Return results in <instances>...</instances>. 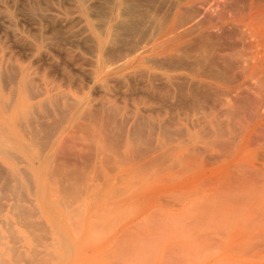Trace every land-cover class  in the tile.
<instances>
[{"label": "rangeland", "instance_id": "1", "mask_svg": "<svg viewBox=\"0 0 264 264\" xmlns=\"http://www.w3.org/2000/svg\"><path fill=\"white\" fill-rule=\"evenodd\" d=\"M0 264H264V0H0Z\"/></svg>", "mask_w": 264, "mask_h": 264}, {"label": "bare ground", "instance_id": "2", "mask_svg": "<svg viewBox=\"0 0 264 264\" xmlns=\"http://www.w3.org/2000/svg\"><path fill=\"white\" fill-rule=\"evenodd\" d=\"M82 21H83V20H82ZM88 28H89V27H88ZM130 30H131V29H130ZM184 34H185V33H184ZM200 40H201V39H200ZM205 41H206V40H205ZM190 43H191V42H190ZM197 50H198V49H197ZM202 51H203V50H202ZM203 52H204V51H203ZM15 67H16V66H15ZM10 72H11V71H10ZM10 72H9V73H10ZM5 73H6V72H5ZM6 75H7V74H6ZM15 76H16V75H15ZM5 77H6V76H5ZM12 77H13V76H12ZM13 78H14V77H13ZM177 80H178V79H177ZM2 81H3V80H2ZM5 81H6V79H5ZM3 82H4V81H3ZM6 82H7V81H6ZM15 83H16V82H15ZM3 84H4V83H3ZM6 85H7V84H6ZM31 88L33 89V87H31ZM33 90H34V89H33ZM33 90H32V91H33ZM13 91H14V90H13ZM14 92H15V91H14ZM33 93H34V92H33ZM14 94H15V93H14ZM42 100H43V99H42ZM1 101H2V100H1ZM48 101H49V100H48ZM43 102H45V101H43ZM82 103H83V102H82ZM43 105H44V106H47V105H45V104H43ZM55 105H56V103H55ZM7 106H8V105H7ZM59 106H60V105H59ZM73 106H74V105H73ZM51 107H52V106H51ZM47 108H48V107H47ZM55 110H56V108H55ZM63 110H64V109H63ZM53 111H54V110H53ZM65 111H66V110H65ZM55 112H56V111H55ZM58 112L60 113L59 110H58ZM67 115H68V114H67ZM37 116H38V115H37ZM48 116H49V115H48ZM100 116H101V115H100ZM31 117H32V116H31ZM44 117H45V116H44ZM64 118H65V117H64ZM57 119H58V118H57ZM99 121H100V120H99ZM24 122H25V121H24ZM24 122H23V123H24ZM31 122H32V121H31ZM31 122H30V123H31ZM33 123H34V122H33ZM99 123L102 124V121L99 122ZM105 123H106V122H105ZM24 125H25V124H24ZM33 125L35 126L36 124H33ZM25 126H26V125H25ZM39 126H40V125H39ZM64 126H65V125H64ZM43 128H44V127H43ZM43 128H42V129H43ZM113 128H114V127H113ZM26 129H27V128H26ZM62 129H63V128H62ZM155 129H156V128H155ZM31 130H32V129H31ZM35 130H36V129H35ZM35 130H34V131H35ZM102 130H104V129H102ZM37 131H38V130H37ZM37 131H36V132H37ZM25 132H26V131H25ZM38 132H39V131H38ZM38 132H37V133H38ZM52 132H54V131L51 130V133H52ZM56 132H57V131H56ZM34 133H35V132H34ZM37 133H35V134H37ZM104 133H105V132H104ZM125 133H126V132H125ZM27 134H30V133H27ZM45 134H46V133H45ZM45 134H44V135H45ZM47 134H49V133H47ZM55 134H56V133H55ZM102 134H103V133H102ZM123 134H124V133H123ZM39 135H40V134H39ZM44 135H43V136H44ZM107 135H109V133H108ZM33 136L37 137L38 134H37V136L33 134ZM33 136H32V137H33ZM43 136H42V137H43ZM46 136H47V135H46ZM46 136H45V137H46ZM52 136H53V135H52ZM52 136H51V137H52ZM111 136H112V135H111ZM42 137H41V138H42ZM41 138H39V139H41ZM105 138H107V137H105ZM108 138H109V137H108ZM44 139H45V138H44ZM46 139H49V138H46ZM113 139H114V138H113ZM41 140H42V139H41ZM41 140H39V141L41 142ZM39 141H38V144H39ZM43 141H44V140H43ZM43 141H42V142H43ZM49 141H50V140H47V143H50V142H51V141H50V142H49ZM115 141H116V140H115ZM117 141H118V140H117ZM42 142H41V143H42ZM45 142H46V140H45ZM121 142H122V141H121ZM110 143H111V142H110ZM116 143H117V142H115V144H116ZM45 144H46V143H44V145H45ZM46 145H49V144H46ZM110 145H111V144H110ZM111 146H112V145H111ZM122 146H123V145H122ZM112 148H113V147H112ZM117 148H119L118 145H117ZM148 151H149V150H148ZM148 151H147V152H148ZM161 157H162V156H161ZM17 184H18V183H17ZM19 185H20V184H19ZM21 196H22V195H21Z\"/></svg>", "mask_w": 264, "mask_h": 264}]
</instances>
